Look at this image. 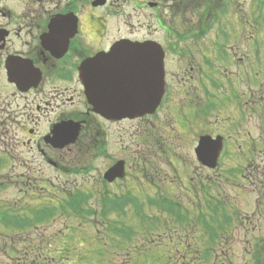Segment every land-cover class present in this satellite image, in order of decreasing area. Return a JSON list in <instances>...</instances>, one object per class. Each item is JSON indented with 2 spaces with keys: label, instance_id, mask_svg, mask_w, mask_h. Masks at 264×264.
Returning a JSON list of instances; mask_svg holds the SVG:
<instances>
[{
  "label": "flooded vegetation",
  "instance_id": "flooded-vegetation-1",
  "mask_svg": "<svg viewBox=\"0 0 264 264\" xmlns=\"http://www.w3.org/2000/svg\"><path fill=\"white\" fill-rule=\"evenodd\" d=\"M255 11H258V2ZM256 29L248 32L246 2L241 0L0 2V135L11 129L5 119L22 116L25 121L20 122V127L33 124L26 128L33 137L28 144H36L42 151L43 147L55 150L57 148L47 140L55 127L65 122L78 123L81 129L78 139L63 149L75 145L93 147L100 139V147L95 148L99 155H104L112 125L140 121L143 124H139L134 133L141 145L137 147V155L131 152V158L119 156L105 170L118 161H124L125 176L111 182L104 174L101 178L105 185L126 181L129 189L114 193L107 188L108 191L102 192L101 197L109 193L111 198L127 195L136 186L141 197L147 199L167 198L165 191L160 193L156 183H164L167 178L174 180L176 176H172L171 172L163 176L157 171L156 174L152 170L148 173V164L156 162L153 166L156 168L165 164L159 159H162V145L178 148L185 141V135H192L196 158L193 167L201 165L207 173L203 180L204 173L196 179L189 172L191 177L187 183L199 193L203 185L210 191L213 185L220 184L221 188L223 183L220 178H223L228 188L253 196L250 200L254 206L252 214L257 218L247 216L241 221L247 222V229L256 230L258 190L264 192V123L258 126V118L264 119V48L259 45L261 39L257 25ZM149 40L160 44L164 53V92L156 111L136 119L122 120L108 119L95 113L88 103L83 85L81 74L84 65L112 51L118 42ZM250 42L255 45L248 47ZM215 115L219 118L217 123L210 119H215ZM248 117H255L254 126L247 127ZM42 118L46 120L44 131L39 126ZM154 119L161 121L159 127H156ZM149 122L153 128L146 125ZM96 136L99 138H95L96 143L92 145V138L94 140ZM203 136L220 141L216 167L204 165L196 154ZM147 146L153 147V150L158 148L154 150L159 152L158 159L147 154ZM46 159L52 166H59L55 160ZM159 171L163 173L164 170ZM165 171L168 169L165 168ZM179 181L182 192L177 198L193 199L196 194L188 190L184 180ZM154 188L157 194L151 196L150 190ZM207 193L204 192L205 196L201 197L208 205L223 202L222 211L211 205L213 211L207 209L200 215L189 212V221L174 224L182 226L184 223L188 229H197L201 233V243L190 241L186 244L191 248L203 245L202 237L213 246L221 236L220 232L227 230L226 227L239 226V207L231 212L224 201H211L215 198L214 193L209 192L211 197H206ZM260 196L263 198L262 194ZM62 202L67 205L66 199ZM179 204L185 203L182 200ZM30 210L31 216L8 211L6 214L17 217L12 218L17 230L37 229V217L33 218L36 209ZM61 213L65 215L62 210ZM182 217L186 216L181 214ZM28 238L10 241L11 247H16H10L11 250L20 255L17 264H29V259H39L38 241L35 242L34 237ZM197 257L195 250L190 253L184 250L178 255L181 264H198ZM53 259L51 257L50 260ZM249 260L251 264H264L262 251L256 248ZM219 261L217 254L211 255L210 264H219ZM43 262L40 264H50L47 257ZM221 264L226 262L223 260Z\"/></svg>",
  "mask_w": 264,
  "mask_h": 264
},
{
  "label": "rangeland",
  "instance_id": "rangeland-1",
  "mask_svg": "<svg viewBox=\"0 0 264 264\" xmlns=\"http://www.w3.org/2000/svg\"><path fill=\"white\" fill-rule=\"evenodd\" d=\"M29 1L0 0V2L13 3ZM241 1L246 2L247 30L248 32L257 30V25L258 36L261 39V44L259 45L264 48V9L259 8V4L261 1L264 2V0ZM257 2L258 11H255ZM261 19L262 24L258 23V20L261 21ZM254 45L250 42L247 46ZM173 108L174 106L171 107V110ZM210 119L214 122L219 118L215 115V119L214 117ZM5 120L11 129H8V133L0 135V264H17L16 262H18V256L20 255L11 250V248L16 249V247H11L10 241L28 236V239L34 237L35 242L38 241L37 249L39 248V251H37L39 259H29V264H40L45 261L46 257L49 259L50 264H71V262L77 264H145L147 262V264H150L151 260L158 258L157 254H159V250H162V254L160 255L164 259L168 257L169 261L173 260L174 254L181 255L184 252V249L177 245L179 241L177 232L165 228V226H169L167 224L169 221L172 223L171 225L174 224L169 214L154 205H140L145 198L141 197L142 194L137 190L136 186L132 189L130 185L133 192H130L128 196H124L125 200L132 202L129 207L125 208V213L119 211V208L116 207L115 211L109 212V215L102 219L100 215L99 217L91 214L87 216V209L80 211L82 213L81 217V215L72 212V209L69 207V198L75 197L78 191H81L86 193L85 198L88 200L90 206L99 208L98 213L100 214L102 192L108 191L107 188L111 189L114 193H121L129 189V186H126V181H119L114 185H105L101 178L108 166L119 156L125 155L129 157L131 152L134 156L137 155V147L141 145L139 143L140 139L137 137L138 135H134V133H136L139 124H143L142 122L127 121L119 125H112L109 128L111 136L109 135L110 141L107 144L106 153L99 155L95 147L98 146V142L101 140L99 139L96 143L95 138H99L97 136L94 137V140L92 138V145L97 144L93 147L83 148L75 145L69 149L59 148L49 150L42 146L44 149L42 151L41 147L36 144H32V146L28 144V140L33 137L30 136L26 128H29L33 124L30 123L24 128L20 127V122L25 121L22 116L21 118L16 117ZM255 120V117H248L247 127L254 126ZM153 122L157 125L156 127L160 126L161 121L158 119H154ZM263 123L264 119L259 120L258 118V126H262ZM146 125L153 128L150 122L146 123ZM39 126L42 128V131L45 130L46 120L44 118L40 119ZM105 127L107 126L105 125ZM160 131L163 130L160 128ZM184 140L182 146L178 148L163 146L161 142L162 159L158 156L159 152H154V150L158 149L157 147L153 150V147L147 146L149 152L147 154H150V157L165 161V164L157 168L153 167L156 162L148 164V173L152 170L155 174L157 171L162 176L170 172L172 176L176 175L173 177L174 180L167 178L171 183L166 180L164 183L159 182L156 184L160 193L165 191V197L171 203L173 202L176 208L182 207V213L198 212L199 215L204 214L207 209L213 211L211 205L222 211L223 202L221 204L214 203L208 205L204 200L205 198L201 197L205 196L204 192L214 193L215 198L211 201H215L216 199L224 201L225 206L230 207L231 212L239 207L241 211L239 226H230L226 227L227 230L224 229V232L219 231L222 237L219 236L217 242L212 244L211 250L214 255L217 254L220 257L219 264L223 260L226 264H251L249 257L256 248L262 251V255L264 256L263 190H258V229H247V226H245L247 222L243 223L241 221L243 220L242 217L244 219L247 216L257 218V216L252 214L254 206L250 200L253 196H245L228 188L223 178H220L223 183L221 188L220 184L213 185L210 191L203 185L199 193L195 192L198 189H194L193 186L191 187L187 183L191 177L189 176V172L196 179L200 178V173H204V180L207 170L202 168L201 165L200 167H193V162L196 159L193 153L194 137L192 135H185ZM47 157L58 162L59 166L55 167L49 164L46 159ZM165 168L168 171H165ZM158 169L164 170L163 173ZM173 170L176 171V174ZM260 178L262 179L263 175ZM196 179L194 178L193 180L197 181ZM179 180H184L186 186L189 187L188 190H192L193 193L199 196L196 198V195H193V199L177 198L182 192ZM184 190L188 191L186 188ZM211 193L206 195V197H211ZM151 194H157L155 188L150 190ZM260 194H262L263 198H261ZM109 195L111 196L110 193ZM63 199L67 201L66 206L62 202ZM182 200L185 204H178ZM198 200L199 203L197 202ZM136 203L139 204V208L135 206ZM64 206L67 208H64ZM29 208L36 209V215L34 214L33 218L37 217L35 220L37 229L30 230V228H27V230H17L16 227L3 224L4 222L11 221L13 226H17L12 221L14 215H8L6 212L30 215V211L32 210ZM48 208L49 211H47ZM59 209L64 211L65 215ZM137 209H139L138 213L142 217L135 214ZM2 210H4L3 213H1ZM152 216L159 217L160 222L151 225ZM182 226L185 230L181 234L188 239L184 243H188L189 241L201 243V233L197 229H188L184 223ZM120 229L126 231V234H119ZM35 233L38 234V237ZM224 236L227 237L225 238ZM200 245L196 246L199 248ZM58 250H60L59 254H57ZM195 251L198 255L196 249ZM51 257L54 259L50 260ZM223 257H226V259H222ZM171 263L174 262L172 261ZM206 264H210V262Z\"/></svg>",
  "mask_w": 264,
  "mask_h": 264
},
{
  "label": "water",
  "instance_id": "water-1",
  "mask_svg": "<svg viewBox=\"0 0 264 264\" xmlns=\"http://www.w3.org/2000/svg\"><path fill=\"white\" fill-rule=\"evenodd\" d=\"M155 42H118L109 53L84 65L82 70L88 102L95 112L108 119L136 118L152 113L160 104L164 90L163 52ZM77 125L62 123L55 127L50 142L56 148L73 143L79 135ZM197 155L203 164L215 167L220 141L201 138ZM124 175V161L105 173L113 181Z\"/></svg>",
  "mask_w": 264,
  "mask_h": 264
},
{
  "label": "trees",
  "instance_id": "trees-1",
  "mask_svg": "<svg viewBox=\"0 0 264 264\" xmlns=\"http://www.w3.org/2000/svg\"><path fill=\"white\" fill-rule=\"evenodd\" d=\"M259 8L260 9H264V2L261 1V3L259 4ZM263 19H264V17H263ZM258 23L262 24V19H261V21L258 20ZM263 23H264V20H263ZM85 194L86 193H84V192L78 191V193L75 195V197L72 196V197L69 198L70 199L69 200L70 209H72V212H74L75 214L81 215V217H82V213L80 211L81 210H87V209H88L86 211V213H88L87 216H89L91 214V215H94L96 217H99V215H100L102 219L105 218V216L109 215V212L115 211L116 207L119 208V211H122V212L125 213V208L129 207V205L132 203L131 201L124 199L125 195H120V196H118L116 198H111V197H108L109 195H106V196L104 195V196H102V198L100 200L101 206L100 205L99 206L101 207V212L99 214L98 213V209L99 208L98 207L94 208L93 206H90L88 204V200L85 198L86 197ZM128 195L129 194H127L126 196H128ZM147 202L149 203L148 205H155V206H157L158 208H161V209H165L164 207H166V201L164 200V198H161V199L160 198H158V199H150ZM138 205L139 204H137V203L135 204V206L139 208L140 206H138ZM140 205L143 206L144 203L142 202V204H140ZM138 211H139V209H137L135 214L138 215V216H141V214H139ZM172 212H174V211H172ZM119 214H120V212H119ZM173 216H174V219H175L174 220L172 218V221H173L174 224L178 223L179 221H185V220L189 221V214L186 217L178 218V212H176V213L173 214ZM15 218H17V217H13V219H15ZM151 222H152L151 225L158 224L160 222V218L156 217V216H152L151 217ZM7 223L8 224H6V225H8V226H11V227H14V228L16 227L15 225L14 226L12 225L11 221H8ZM167 224H169V226H165V228L167 230L171 229L172 231H176L177 232V234H178L177 238L179 240L177 242L178 246L182 247L185 251H189V253L191 252V250H195V249L197 250V252H198V257H197L198 264H202V263L206 264V263L210 262L211 255L213 254V252L211 250L212 246L207 244L206 241L204 240V238H203V243H202L203 245H200L199 248L196 247V246H194V248H191V246L189 247V246L186 245V244H189L190 241L188 243L182 242V241L188 240L187 238H185L181 234V233L184 232L185 228L182 227V226H179V225L175 226L176 224L175 225L174 224L171 225L172 223L170 221H169V223L167 222ZM113 233H115V232H113ZM118 233L122 234V235H125L126 231H122V229H120V231ZM158 248H160V247H158ZM59 252H60V250H58L57 254H59ZM160 254H162V250H159V254H157L158 258H155L154 260H151L152 262L150 264H170L172 261L174 263H171V264H181V262L179 261V259L177 257L179 254H176V255L174 254V258L171 261H169L168 257H166L164 259L163 256L160 255ZM262 254H263V252H262ZM161 259H163L165 262L163 260H161ZM71 264H77V263L71 262ZM145 264H147V262Z\"/></svg>",
  "mask_w": 264,
  "mask_h": 264
}]
</instances>
